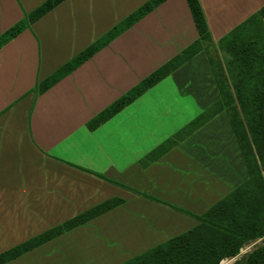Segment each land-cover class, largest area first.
Instances as JSON below:
<instances>
[{"label": "crops", "instance_id": "1", "mask_svg": "<svg viewBox=\"0 0 264 264\" xmlns=\"http://www.w3.org/2000/svg\"><path fill=\"white\" fill-rule=\"evenodd\" d=\"M44 1L0 0V35L24 22L0 45V253L107 200L120 202L2 264H120L196 225L247 179L209 56L224 65L219 40L264 0H199L210 44L187 0H163L42 90L43 80L147 0H61L30 21ZM198 42L192 56L88 127Z\"/></svg>", "mask_w": 264, "mask_h": 264}, {"label": "trees", "instance_id": "2", "mask_svg": "<svg viewBox=\"0 0 264 264\" xmlns=\"http://www.w3.org/2000/svg\"><path fill=\"white\" fill-rule=\"evenodd\" d=\"M61 0H46L28 19L33 21ZM163 0H147L119 23L89 44L75 57L55 70L40 83L44 90L64 73L71 71L121 31L142 17ZM196 28L204 43H212L205 14L199 0H187ZM264 6L251 14L218 43L225 54L224 65L216 56H209L220 91L219 107L226 109L248 177L225 196L197 216V224L190 229L125 260L120 264H219L224 258L235 256L243 246L264 237ZM22 21L0 35V45L15 36ZM199 42L185 48L131 90L107 106L92 120L93 129L126 104L138 97L177 65L192 56ZM226 71V72H225ZM227 73V75H226ZM215 107L202 114L207 119ZM120 202L114 198L100 203L28 240L0 253V264L40 245L65 230L78 226ZM237 264H264V243L242 257Z\"/></svg>", "mask_w": 264, "mask_h": 264}, {"label": "rangeland", "instance_id": "3", "mask_svg": "<svg viewBox=\"0 0 264 264\" xmlns=\"http://www.w3.org/2000/svg\"><path fill=\"white\" fill-rule=\"evenodd\" d=\"M262 243H264V237L259 238L255 241H251L248 244H246L245 246H243L241 251L239 253H237L235 256H232L230 258H224L219 262V264H229V263L230 264H237L242 259L243 256L248 254L250 251L255 249L257 246L261 245Z\"/></svg>", "mask_w": 264, "mask_h": 264}, {"label": "bare ground", "instance_id": "4", "mask_svg": "<svg viewBox=\"0 0 264 264\" xmlns=\"http://www.w3.org/2000/svg\"><path fill=\"white\" fill-rule=\"evenodd\" d=\"M225 262V261H224ZM230 264V263H229Z\"/></svg>", "mask_w": 264, "mask_h": 264}]
</instances>
